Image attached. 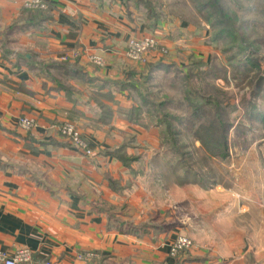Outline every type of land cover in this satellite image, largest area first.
<instances>
[{
    "label": "crops",
    "instance_id": "crops-1",
    "mask_svg": "<svg viewBox=\"0 0 264 264\" xmlns=\"http://www.w3.org/2000/svg\"><path fill=\"white\" fill-rule=\"evenodd\" d=\"M27 1L0 0V250L27 249L29 264H247L218 247L217 221L205 219L218 209L190 219L152 176L163 129L147 124L144 90L215 53L202 49L201 15L185 0H44L46 11ZM147 36L168 54L128 60V41ZM159 63L167 68L149 69ZM24 116L36 123L28 134ZM64 123L92 156L59 136ZM191 222L193 248L171 257ZM85 252L97 258L79 262Z\"/></svg>",
    "mask_w": 264,
    "mask_h": 264
},
{
    "label": "rangeland",
    "instance_id": "rangeland-1",
    "mask_svg": "<svg viewBox=\"0 0 264 264\" xmlns=\"http://www.w3.org/2000/svg\"><path fill=\"white\" fill-rule=\"evenodd\" d=\"M185 1L190 9L198 7L197 0ZM207 2L209 7L201 9L207 26L201 46L212 45L215 53L158 75L144 90L152 105L147 124L163 130L164 124L170 125V135L159 132L152 176L168 187L170 207L184 209L188 218L218 209L205 217L217 221L213 237L218 247L229 244L247 264H264V0L201 4ZM158 3L153 0L151 5ZM210 14L224 27L209 25L205 17ZM259 77L263 91L255 97ZM203 98L226 100L227 156L223 149H210L213 145L203 132L206 127L212 133L217 130L212 140L220 139L225 128L221 123L212 128L208 122L215 112L190 111L204 106ZM189 225V233L178 238L186 237L193 248L196 225Z\"/></svg>",
    "mask_w": 264,
    "mask_h": 264
},
{
    "label": "built area",
    "instance_id": "built-area-1",
    "mask_svg": "<svg viewBox=\"0 0 264 264\" xmlns=\"http://www.w3.org/2000/svg\"><path fill=\"white\" fill-rule=\"evenodd\" d=\"M25 7L31 10L46 11L48 4L44 0H28ZM167 55V51L160 48L157 40L153 36H147L144 38H132L127 43L126 58L130 61L145 64L153 56L164 57ZM66 57L63 61H66ZM90 62L96 66L102 67L103 61L99 57H91ZM18 128L25 132L30 133L36 126L35 121L29 117H21L17 121ZM58 134L61 138L66 140L75 150L84 154L85 156H92V152L89 149L86 141L81 137L80 132L70 123H64L58 128ZM192 248V242L186 237L177 238L169 246V255L171 257H177L181 253L190 250ZM77 260L82 263H89L97 258L92 252L80 253L77 255ZM32 260V253L27 249L15 250L12 252H6L0 250V264H29Z\"/></svg>",
    "mask_w": 264,
    "mask_h": 264
},
{
    "label": "trees",
    "instance_id": "trees-1",
    "mask_svg": "<svg viewBox=\"0 0 264 264\" xmlns=\"http://www.w3.org/2000/svg\"><path fill=\"white\" fill-rule=\"evenodd\" d=\"M201 1L202 0H197L198 7L197 8L195 7V10L202 17L201 9L203 8V6L205 7V9H207L209 7V4L207 2L204 5H202L201 4ZM212 15L213 14H210L208 17H205V20L207 21V23L209 25H211L212 27H215V28L216 27H224L223 24H218V20L217 19L213 20V16ZM219 33H220L219 35H223L224 30H221ZM159 68L160 69H164V68H167V67H165L163 64H160L159 63V64L153 66L151 68V70L152 69L156 70V69H159ZM262 83H263V80H262V78L259 77L258 80H257V86H256L257 87V92L254 93V96L255 97H258L259 94L263 91L262 90L263 89V84ZM202 100L204 101V106L197 107V105H196L193 108H190V111L193 112V115H195L197 111H199V112L204 113L205 115H207L208 109H212L213 112H215L214 118L212 120L211 119H208L209 126H211L212 128L216 127L218 129V127H217L218 126V123H221V127L225 128L224 129L225 131L222 130L221 131V134H220V139H215V140H212V139H214L216 137V135H218L217 130L216 131H213V133H212V131H210V130L207 131V127H206L203 132H204V135L206 136V139L208 138V140L210 141V144L213 145L210 149H213L215 152L223 149L224 155L227 156V152H226L227 141H226V139H227L228 132H226V131H229L228 130L229 124H228V121L226 122V120L224 118L228 114L227 111H226V107H225V101L226 100L225 99L224 100H220V99H217V98H215L214 100H209V101L206 100V99H204V98ZM159 107H161V106H159ZM164 118H166V116ZM175 120L176 119H174L173 121H175ZM164 126H165V130H163V132H162L163 137H164V133L166 134V136L168 134L170 135V132H169L170 125L164 124Z\"/></svg>",
    "mask_w": 264,
    "mask_h": 264
}]
</instances>
